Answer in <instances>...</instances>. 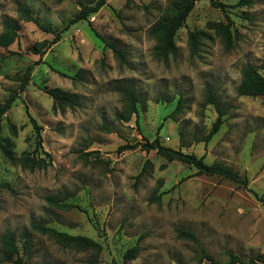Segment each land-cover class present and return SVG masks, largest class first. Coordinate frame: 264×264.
Instances as JSON below:
<instances>
[{"label":"rangeland","instance_id":"1","mask_svg":"<svg viewBox=\"0 0 264 264\" xmlns=\"http://www.w3.org/2000/svg\"><path fill=\"white\" fill-rule=\"evenodd\" d=\"M172 1L106 0L40 54L34 45L63 28L77 1L0 0V33L4 20L18 24L15 40L0 46V102L33 64L2 117L0 138H9L16 156L27 150L47 162L30 170L0 151V183L8 184L0 188V237L14 231L22 264H210L201 263L203 251L219 264L228 251L264 256V95L237 92L244 65L264 76V0H196L176 31V53L159 59L151 27ZM20 4L42 27L20 16ZM221 23L229 29V47ZM189 30L205 33L195 53L189 51ZM103 40L118 44L127 64ZM53 87L74 94L78 105L53 111L46 91ZM122 87L136 93V113H129ZM207 87L215 92L222 122L205 141L217 116L206 101ZM30 117L40 126L38 148ZM155 139L229 167L247 185L142 147ZM48 196L72 207L53 206ZM32 223L88 236L101 248L64 245ZM176 227L193 231L198 241L177 237ZM133 245L136 256L124 261ZM14 258L2 261L0 254V264H20Z\"/></svg>","mask_w":264,"mask_h":264},{"label":"trees","instance_id":"2","mask_svg":"<svg viewBox=\"0 0 264 264\" xmlns=\"http://www.w3.org/2000/svg\"><path fill=\"white\" fill-rule=\"evenodd\" d=\"M79 8L76 13L67 20L63 28L58 29L53 37L48 40H42L34 45L36 52L42 54L51 44L55 43L60 36V32L69 27V25L81 20L87 19L90 14L96 12L106 0H91L89 2H83L82 0H76ZM196 0H173L168 4L164 9L160 17L155 21L151 27V33L157 37V44L154 48V55L159 59H166L169 55H174L176 53V45L174 43V37L176 31L184 24L189 12L191 11L194 2ZM211 3L215 6H222L221 3L213 2ZM250 0H239V4H249ZM17 11L20 16L25 20H32L40 27L41 24L35 16L32 15L30 7L26 4H20L17 7ZM227 17V16H226ZM223 34L224 43L226 47L231 45V35L226 24H219L218 28ZM18 24L15 21L4 20L3 21V30L0 33V46L7 47L12 43L17 37ZM205 36V33L202 30H189L187 34L188 47L191 53H195L197 50L199 41ZM104 44L107 45L113 56L119 61L120 64H127L126 52L116 43L103 40ZM32 65L26 67L23 76L21 78L19 87L17 90H12L9 92L8 96L0 102V130H1V120L4 113L11 107L13 101L15 100L17 94L23 90L25 84L29 80L31 75ZM47 93L52 98V110H59L63 112L65 108H72L78 105V101L74 94L61 90L59 88H47ZM119 91L124 95L128 100L130 106L129 113H136V102L137 95L133 89L129 87L119 88ZM237 92L240 95L247 96H259L264 95V76L257 70L253 64H246L241 69V80L237 88ZM206 101L215 105L217 116L211 124L210 129L204 135L203 139L208 141L210 137L219 129L222 122V112L217 106V100L215 97V92L212 91L210 87L206 89ZM176 108L173 110L175 111ZM30 122L34 129V138H35V148L41 147V134L40 126L36 121L30 117ZM8 129L12 134L16 133V126L12 122L7 123ZM142 147L144 149L155 148L157 153L161 154L168 160L177 159L182 162L191 164L196 168L198 172H202L209 175H219L225 178H228L234 182L240 183L243 186L247 185V179L240 176L236 171L232 170L229 167L221 165L219 163H207L203 160L202 156H197L193 153H186L178 149H173L167 146H163L156 139L154 142H143ZM134 145H122L119 149L130 148ZM0 151L5 159L11 162L17 161L22 168L35 169L41 168L46 165V160L44 156L40 154H33L27 150L20 152L18 156L15 155L14 151L11 148V144L8 137L0 138ZM43 153L50 159V154L46 151ZM148 162V160H146ZM144 163L140 173L144 171L146 165ZM139 173V174H140ZM8 187L7 183H0V188ZM46 200L53 206L59 208H70L72 204L70 203H61L55 197L48 196ZM32 228L37 229L41 232H44L51 237L55 238L58 242L64 245H72L79 248H92L97 251L101 248V245L94 239L81 235V234H69L63 231H58L52 227L43 226L40 224L32 223ZM175 232L177 237L183 238L192 242H197V235L186 228L176 227ZM0 254L2 261H13L16 255V259L20 264L22 260L20 257H17V245L15 242V233L13 230H6L0 237ZM137 245L130 246L125 249L122 254L124 261L133 258L137 254ZM227 259L224 264H258V262L264 263V256L261 254H251L246 258L241 257L233 251H228ZM96 259V258H94ZM206 259L210 264H219V262L214 259L209 254L202 252L200 256V261Z\"/></svg>","mask_w":264,"mask_h":264},{"label":"crops","instance_id":"3","mask_svg":"<svg viewBox=\"0 0 264 264\" xmlns=\"http://www.w3.org/2000/svg\"><path fill=\"white\" fill-rule=\"evenodd\" d=\"M258 264H264L263 262H258Z\"/></svg>","mask_w":264,"mask_h":264}]
</instances>
